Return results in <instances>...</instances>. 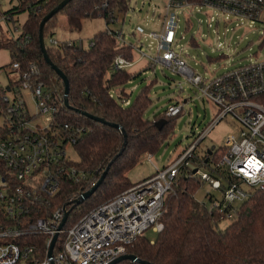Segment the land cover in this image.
<instances>
[{
  "label": "built area",
  "instance_id": "2783aa9c",
  "mask_svg": "<svg viewBox=\"0 0 264 264\" xmlns=\"http://www.w3.org/2000/svg\"><path fill=\"white\" fill-rule=\"evenodd\" d=\"M197 6L218 10L242 22L250 21L251 25L264 24V0H166L161 31L148 34L158 41L157 56L149 58V66L162 64L196 86L201 95L218 108L212 124L195 133V141L164 169L153 162L152 154H147L148 161L155 167L154 175L96 206L68 229H65L67 222L60 227L68 207L52 209L51 202L61 189L64 174L74 176L77 170L66 168L58 161L68 158L67 146L73 145L86 129L68 123L64 127L55 125L59 98L56 93L46 92L42 81L32 80L39 72L35 63L29 64L26 71L19 62L10 65L20 76L18 83L30 91L36 112L29 110L19 91L15 90L13 98L0 94V115L4 117V125L0 127V264H110L127 254L128 247L146 230L163 229L160 220L164 200L180 168L192 164L196 150L208 134L230 116L236 133L225 137L218 160L210 163L221 175L215 178L202 167L195 169L202 180L223 189L221 199L207 193L208 212L222 214L229 205L241 203L256 190L264 189V60L211 77L195 74L177 50V27L178 11ZM33 10L39 14L42 8L37 5ZM1 19L11 37L22 31L23 25H17L13 15L5 13ZM119 38L127 43L120 32ZM29 39L26 36L24 41ZM51 43L55 46L73 44L53 39ZM136 50L137 59L128 60L118 55L113 68L130 70L148 57L141 48ZM114 95L112 90L111 96ZM122 103L127 106L130 100L122 99ZM184 111V104L175 101L165 114L175 117ZM42 116H45L46 126L35 123ZM80 196H71L68 205H74ZM56 235L52 255H49Z\"/></svg>",
  "mask_w": 264,
  "mask_h": 264
},
{
  "label": "trees",
  "instance_id": "16d2710c",
  "mask_svg": "<svg viewBox=\"0 0 264 264\" xmlns=\"http://www.w3.org/2000/svg\"><path fill=\"white\" fill-rule=\"evenodd\" d=\"M19 1L20 4L7 13L14 15L27 11L28 17L22 31L16 37L0 39V48L10 51L8 65L19 62L23 71H26L29 64L35 63L39 72L32 80L42 81L46 92L56 93L59 98L55 125L64 127L68 123L86 129L73 144L78 160L65 157L58 161L66 168L77 170L74 176L64 174L61 189L51 202L52 209L64 205L68 207L65 225V229H68L96 206L136 184L129 179L128 173L143 160V156L159 151L173 132L175 119L179 115L170 117L164 112L155 114L152 119L146 118V111L152 103V83L145 86L129 105H123L122 99L130 100L132 95L126 88L127 84L140 73L113 68L118 55L135 60L136 45L122 42L120 31L110 28L100 31L95 34L88 48L75 43L49 47L46 43L48 36L50 40L53 38L58 15L65 16L72 30L81 29L84 19L97 16L103 17L108 25L116 20V11H127L129 0H71L46 23V48L52 62L67 77L70 107L64 104L65 84L45 61L39 44L41 20L63 0ZM37 5L42 8L39 14L33 10ZM26 36L30 39L24 41ZM9 88L13 89L12 85L2 91L7 92ZM112 90L115 91L114 96H111ZM77 110L120 125L127 134L125 148V136L120 129L95 121ZM160 120H166V124L158 130L155 123ZM61 132L66 133L63 130ZM212 147L203 149V152L198 148L192 164L180 168L172 190L164 200V212L160 220L163 229L157 232L155 239L139 236L128 247V254H134L150 264L264 263V189L256 190L238 205H229L222 214H209L207 202H200L195 197L204 183L201 176L194 173L198 166L215 178L221 175L210 164L218 160L221 149L214 148L210 153ZM112 160L107 176L97 190L82 204L69 206V198L90 190ZM220 190L222 192L223 189ZM211 196L216 198L212 193ZM230 218H234L233 221L225 228H220V224ZM118 264L141 263L123 260Z\"/></svg>",
  "mask_w": 264,
  "mask_h": 264
},
{
  "label": "rangeland",
  "instance_id": "374dc122",
  "mask_svg": "<svg viewBox=\"0 0 264 264\" xmlns=\"http://www.w3.org/2000/svg\"><path fill=\"white\" fill-rule=\"evenodd\" d=\"M19 4V0L1 1L0 39L10 36L7 31L8 26L1 19L2 15ZM165 14L166 0H129L126 12H115L116 20L114 22L107 25L101 16L86 18L79 30H72L65 16L58 15L52 38L58 42H73L88 48L95 34L110 28L120 31L127 43L135 44L136 48H141L146 53L148 57L130 69L140 73L126 86L127 90L132 92L130 101L145 86L152 83L150 87L152 103L146 111V118L152 119L155 114L164 113L168 106L175 101L182 102L186 111L175 119L173 132L159 151L153 154V162L160 169L173 163L186 147L195 141V133L198 134L212 124L218 111L217 106L205 99L199 89L189 83L183 75L175 73L159 63L149 66V58L157 56L158 41L149 38L148 34L161 31ZM13 16L17 25H23L28 13L24 11L15 13ZM178 18L177 50L182 53L188 66L195 74L211 77L251 62L264 60V24L262 23L257 22L251 25L250 21L242 22L233 17H226L218 10H211L204 6L180 9ZM9 24L13 26V22ZM51 40L49 36L46 38L49 47L55 46ZM136 48L135 59L139 57ZM5 61L6 65L0 67V94H6L13 98L15 90L19 91L29 110L36 112L30 91L18 83L20 76L11 70V66L8 65V57ZM10 85H12L13 91H2ZM35 123L46 126L45 116L37 118ZM3 125L4 117L0 115V127ZM231 133L235 134L236 132L230 116L208 134L200 145V151L203 152V149L209 146H215L216 150L221 149L225 137ZM66 152L69 159L78 160V154L73 145L69 144ZM199 154L202 153L199 152ZM155 172L153 164L148 161L146 156H143V160L130 170L128 177L133 183H138L151 177ZM209 192L218 199L222 198L221 190L214 188L206 181L195 197L200 202H208L207 193ZM233 219L224 220L220 224V228L228 226ZM143 235L149 239H155L157 232L148 229Z\"/></svg>",
  "mask_w": 264,
  "mask_h": 264
},
{
  "label": "water",
  "instance_id": "95a60500",
  "mask_svg": "<svg viewBox=\"0 0 264 264\" xmlns=\"http://www.w3.org/2000/svg\"><path fill=\"white\" fill-rule=\"evenodd\" d=\"M70 1L71 0H63L60 4H58L55 8H53L49 13H47L43 17V19L41 20V22H40V28H39V44H40V48H41V51L43 53L44 59L52 67V69L58 74V76L63 80V82L65 84L64 104L66 106H69V101H68L69 84H68V80H67V77L65 76V74L62 72V70L59 69L52 62V60L50 59V56L48 54V51H47V48H46V44H45L44 27H45L46 23L55 14H57L62 8H64ZM8 91H10V88H9ZM77 112H79L80 114H82V115H84L86 117H89V118H91V119H93L95 121H98V122H101V123H104V124H109V125H111V126H113L115 128L120 129L121 132L125 136V142H124L123 149L125 148V145L127 143V134H126L125 130L120 125L115 124V123H109L106 120H104L102 118H99L97 116L91 115V114H89L87 112H83V111H80V110H77ZM165 124H166V120H160V121H158V122L155 123V126L158 128V130H161ZM212 149H214V147H212L210 149V153L213 152ZM112 162H113V160L108 164L106 170L102 173V175H101L100 179L97 181V183L90 190L84 192L78 199L75 200V203H74L73 207H75L76 205L82 204L85 200H87L97 190V188L100 186V184L104 181L105 177L107 176V173L109 171V168H110ZM196 172H197V170L194 171V173H196ZM68 215H69V211H67L65 213V216H64V218L62 220V223H61L60 227H63L65 225V223L67 222V219H68ZM57 237H58V235H56L53 238L52 245H51V248H50V251H49V255H52V250H53V247H54V245L56 243ZM123 260H130V261L138 262V263H141V264H150L148 262L141 261L136 255H134V254H128V253L119 256L118 258H116L115 260H113L110 264H118V263H120Z\"/></svg>",
  "mask_w": 264,
  "mask_h": 264
},
{
  "label": "crops",
  "instance_id": "0c3cea01",
  "mask_svg": "<svg viewBox=\"0 0 264 264\" xmlns=\"http://www.w3.org/2000/svg\"><path fill=\"white\" fill-rule=\"evenodd\" d=\"M8 57V60L10 62L11 59V55H10V51L8 49H0V67L6 65V59ZM5 58V59H4Z\"/></svg>",
  "mask_w": 264,
  "mask_h": 264
}]
</instances>
